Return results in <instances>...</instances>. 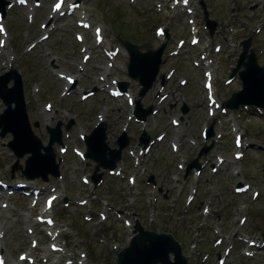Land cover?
Here are the masks:
<instances>
[{
	"label": "rangeland",
	"instance_id": "374dc122",
	"mask_svg": "<svg viewBox=\"0 0 264 264\" xmlns=\"http://www.w3.org/2000/svg\"><path fill=\"white\" fill-rule=\"evenodd\" d=\"M7 1L13 3L15 0ZM27 1L29 4L33 2V0ZM57 1L59 0H40L42 5L34 11L32 22L27 21V8L14 5L7 10L8 12H6L3 21L7 28V30L5 29V35L8 40L4 52L1 51L2 54L0 53V75L9 72L11 68L20 74L28 121L34 134L43 145H46L48 142L46 126L54 127L56 123L60 122L62 124L61 130L64 131V127L71 120L74 122L68 138L66 139V137L62 136L66 153H62L57 144L52 146L56 160L61 159L59 163V172L62 174L61 179L48 174L47 182H43L39 178L30 180V183L26 182L21 170L12 172L15 158L6 146L11 137L7 135L2 139L0 138V181L7 183V190L11 192L10 197H0V206L2 202L8 204L4 209L0 207V224L5 231L2 245L3 254L8 263H10L9 261L12 262L17 258L18 253L28 249L29 237L26 236L25 228L35 225L33 222L35 219L34 214L41 209L40 206L33 208L30 202H40L43 206L45 197L51 195L52 197H58L51 213L57 221L56 229L60 230V237H62L60 243L63 244L65 242L68 247L66 255H71L73 260H78L79 254L84 255L86 253L89 264H114V247L125 245L127 234L119 223H113V215H110L107 222L102 223L95 214L91 222H86L84 221V215L98 210V202L93 200L95 197L98 201L107 199L118 208H123L131 200L134 201L133 194L126 183L117 178L108 179L93 194L91 188L81 183V177L91 172V170L88 171V167L84 166L80 159L73 154V151L76 150V147L80 150L84 149V144L79 135L83 132L87 135L101 115L104 117V123L108 131V142L111 148L115 146L116 137L121 134L123 127L128 125L127 136H129L130 140L126 150L135 151L138 149V139L142 130L139 125L127 119L131 115L130 106L127 105L125 98L114 99L110 96L108 87L104 88V86L111 85L112 80H116L119 83L126 82L128 85L127 91L136 100L139 84L136 80H131L127 77L128 58L127 52L122 46V41L127 40L136 44L141 51L157 48L159 43L153 34V29L159 25L158 23L162 19H165L164 24L166 29H168L170 38L181 35L182 38L188 40L186 18L181 20L179 16L171 13L168 14L169 17H164L163 14L155 17L156 12L153 2L156 0H136L135 2L131 0H78L86 8L93 23H97L102 28L101 34L105 43L108 44L106 45L107 48L113 49L117 47L116 50H119V53L112 61L110 59L111 55L104 50L103 44H96L93 27L85 28L84 31L76 27V21L79 20L76 16L64 14L59 19L56 17L50 27L43 29L48 19L49 10L52 9V5ZM193 1L194 3L196 2V0ZM203 1L209 18L216 22L217 28L212 36L204 33L202 41L207 44L212 41L211 47L217 44L222 46L214 61L217 65L213 66V84L218 99L226 101L232 91L238 89L235 80L228 86H224L223 81L227 77L226 74L232 71L236 65L237 56L241 49V41L249 38L255 50L261 47L262 50L257 49L263 53L261 58L259 57V64L264 66V0ZM66 9H68V5H66ZM196 9L198 16H202L201 8L196 6ZM200 28L204 30L202 29L203 23L200 24ZM256 28L260 30L258 34L255 33ZM75 33H81L80 35L84 40L83 43L74 39ZM44 34H50V36L42 38ZM227 41L232 46L225 49V42ZM164 45L163 61L158 77L141 99L143 108L148 106H153L155 109L159 108V111L148 123L146 128L148 133L153 134L156 132L155 134H158L159 132H165L167 135L166 139L154 149L155 157L149 164L155 173L158 169L162 171L168 168L164 158L165 154L171 156V162L172 159L176 160L169 151L168 140L173 139L176 134H184L194 137L195 140L201 143L202 140L199 137L201 127L204 126L209 129L213 124L212 120L208 118L205 109V91L202 85L204 68L196 69L192 65V56L199 61L200 52L198 48H189L185 44L186 54L172 58L167 54L174 48L172 42L165 40ZM83 49L86 50V54L90 55V59L86 61L85 66ZM8 62H12V65L10 66ZM109 62L113 63L112 69L106 67ZM172 65H176L178 69L174 72L173 77L165 79V90L162 89L160 93L162 95L166 94L168 97L159 106L158 101H154V97L160 89L159 77L160 75H165L172 68ZM79 67L83 70L79 71ZM56 72L74 75L78 79L76 87L79 91H89L95 87L97 91L92 97L84 101L80 99L78 90H71L69 96L62 97L61 92L65 87V81L64 79H58ZM103 77H105V81H99ZM180 79L187 80L185 86H179ZM219 85L222 87L220 88ZM183 102L189 107L186 114H181L180 112ZM47 108L50 112H47ZM3 109L4 107L0 102V113ZM251 115V111L233 114L232 117L235 121H238L241 132H243L242 127L245 126L244 121H247V125L255 121ZM176 117H184L185 122L180 124L178 128H172L170 119ZM226 121L227 118L215 123V131L217 133H220L221 129L223 130ZM230 127H225L224 133L231 136L232 139ZM250 127H255L253 130L264 134L263 121L252 124ZM256 138H260V136L253 135L251 141L256 142ZM201 146L200 144L198 147ZM195 151L196 149L192 147L183 148L182 154H191L188 158L189 160ZM252 155L255 161L260 157L258 151L253 152ZM157 156L158 158H156ZM126 158L127 156L125 155L123 164ZM24 161L25 158L19 160L18 164L21 168L24 166ZM249 163L246 161L245 164H242L241 173L246 180H249L259 190L261 195L252 208L250 207L251 204L247 203L249 201L247 195L236 197L228 189L220 190L214 187V184H206L204 181V179H208L206 173L203 174V179L200 181L202 192L197 195L194 204L185 209L181 202L176 201L174 208H169V201L163 198V193L160 196L153 194L154 191L149 186H145L143 177L137 172V189L142 191V194L137 198L139 206L144 207L147 211L154 210L157 218V222L151 225L150 228L156 230V232H170L173 234L187 253L188 247L192 245L193 240L195 241L196 238L199 241L204 240L203 247H207L211 251V241L216 238L211 228L218 225L213 218H215V214H219L224 215L227 218V222L235 230L247 236L263 240L264 170L260 171L259 168L251 170V166H248ZM125 165V170L128 174H131L132 170L129 167L131 164L125 163ZM148 170L149 168H147ZM175 171L174 165L169 167V173ZM166 175L168 174L164 176ZM225 175L227 173H220L218 180L226 178ZM157 179L158 183L165 182L161 175ZM226 179L230 181L228 183L234 182L228 176ZM25 183L29 185L26 189L21 187ZM226 184L227 181L222 179L217 185L223 188ZM234 186L232 184V187ZM210 189H215L218 195L214 196L211 205L214 212L212 211L209 220H207L209 228L205 235L202 236L200 233L202 231L193 232V227L203 229V227L197 225L198 222L199 225L203 223L200 216V208L203 203L201 199L207 195ZM34 190L39 193L36 197L32 195ZM7 193L9 192H4L3 194L7 196ZM210 194L213 195L214 192ZM170 197L176 199V190L171 193ZM63 199L66 200L63 201ZM85 199L88 202L85 205H80L79 203L84 202ZM152 200H155L154 208L153 204H147V201L151 202ZM89 201L91 202L89 203ZM245 203V212L248 215L244 226L240 228L236 222L238 217L243 214L242 208L245 207ZM87 205L89 206L87 207ZM172 209L174 210L173 212ZM143 216H145L144 223L149 225V214L143 213ZM36 226L41 230L40 225L36 224ZM230 226H226L223 229V234L229 238L233 235V229ZM196 234L198 235L196 236ZM47 245L48 240L45 236H39V248L34 250L38 261L37 264H43L41 262L42 251ZM199 247L203 249L200 245ZM222 248L224 247L219 248V250H222ZM46 253H50V251ZM196 255L198 254L196 253L194 258L191 259L192 264H202V259L200 257L196 258ZM66 259H68V256L62 258L60 262ZM81 260L84 261V257H81ZM251 260L252 262L245 263L241 257H231L228 264L264 263V259H260V257ZM50 264L53 263L51 262ZM208 264H215V260L209 261Z\"/></svg>",
	"mask_w": 264,
	"mask_h": 264
},
{
	"label": "water",
	"instance_id": "95a60500",
	"mask_svg": "<svg viewBox=\"0 0 264 264\" xmlns=\"http://www.w3.org/2000/svg\"><path fill=\"white\" fill-rule=\"evenodd\" d=\"M211 28H213V26H211ZM244 47L246 50L248 48V43H245ZM130 49L132 50V63L130 62L129 65V75L134 79L139 78L142 85L145 84L148 86L149 78H151L148 76L152 71V65L150 63L158 52L148 51L146 54L142 55L134 50V47L130 46ZM242 59L243 58H241L239 62V66L243 65L244 70L240 71L239 78L243 82L244 90L241 91L238 96L248 98L240 99L239 103H234L237 95H233L230 102L234 103L236 106L246 103H254L257 105L258 103L256 102V98L257 100L261 97L264 99V69L259 68L256 65V61L252 54L247 57V62L243 63ZM157 68L158 65L154 68L155 72L157 71ZM10 79H14V86L11 89H7L6 84ZM124 88L125 87L123 86L122 89ZM145 91L146 88L144 86L140 95L142 96ZM0 98L6 106V110L0 115V137H4L6 133L12 134L14 139L8 143V147L13 151L17 159L23 157L26 153H31V156L28 157L25 162L26 170L23 171V174L25 173L24 175H27L26 177L29 178L28 172L32 171V168L33 170L37 169L40 171L44 169L46 164L48 165L53 163L54 154L51 146L53 142L60 144L59 127L57 126L55 129H50L48 131L50 135L49 144L47 147H42L40 141L33 135L29 127L25 113V104L22 96L20 79L15 74L5 76L4 78L0 77ZM263 101L264 100L259 101L260 106H264ZM13 103H15V108L12 109L11 104ZM136 105L139 110V101L136 102ZM149 111L150 110H147L145 114H148ZM99 128L96 129L92 135L86 138V144L88 146L86 155L91 159H97L99 157L98 154L100 155L103 152V149L96 150L94 148V142L104 144L105 133L102 127ZM104 148L106 149V146H104ZM41 150H43L45 154H41ZM116 155V160H118L119 152ZM17 166L18 165L16 163V168H18ZM113 166L114 165L110 166V168ZM191 167L198 168L196 160L189 166V169ZM56 173L54 175H56ZM99 178L100 175H95L93 177V181L97 183ZM171 251L175 255V262L173 264H186L180 257L178 246L170 237L156 236L153 233L143 234L141 232L139 236L133 239L130 248H126L118 253L116 264H171L168 260V254Z\"/></svg>",
	"mask_w": 264,
	"mask_h": 264
},
{
	"label": "bare ground",
	"instance_id": "6f19581e",
	"mask_svg": "<svg viewBox=\"0 0 264 264\" xmlns=\"http://www.w3.org/2000/svg\"><path fill=\"white\" fill-rule=\"evenodd\" d=\"M62 8L65 9L66 7H62ZM69 9H70V6H68V10H69ZM66 10H67V9H66ZM75 13H77V14L81 17V20H82V15L85 14L86 11L84 12V8H82V7L80 8V7H79V11H75ZM52 18H53V17H52ZM88 18H89V17H88V15H87V20H88ZM95 30H96L97 32H99V31H98V27H96V26H95ZM98 34H99V33L96 34V37L99 36ZM109 45H110V43H109ZM110 47H111V46H110ZM112 50H113V49H112ZM0 53H1V52H0ZM1 54H2V53H1ZM75 82H76V81H75ZM109 89H110V88H109ZM129 95H130L131 98L133 99L132 95H131V94H129ZM79 155H80V154H79ZM47 254H49V253H47Z\"/></svg>",
	"mask_w": 264,
	"mask_h": 264
},
{
	"label": "snow or ice",
	"instance_id": "6c2138e0",
	"mask_svg": "<svg viewBox=\"0 0 264 264\" xmlns=\"http://www.w3.org/2000/svg\"><path fill=\"white\" fill-rule=\"evenodd\" d=\"M20 2L23 3L24 0H20ZM59 8H60V4H57L53 10L55 11V10H58ZM3 31H4V29L0 28V32H3ZM0 43H2V42H0ZM49 204H51V201H49ZM21 259H24V257H21Z\"/></svg>",
	"mask_w": 264,
	"mask_h": 264
}]
</instances>
